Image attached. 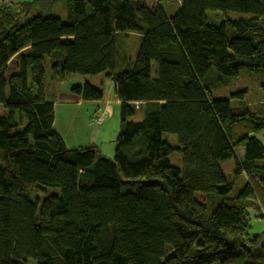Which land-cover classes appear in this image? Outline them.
<instances>
[{"label":"trees","instance_id":"obj_1","mask_svg":"<svg viewBox=\"0 0 264 264\" xmlns=\"http://www.w3.org/2000/svg\"><path fill=\"white\" fill-rule=\"evenodd\" d=\"M36 1L0 4V264H264L248 212L264 217V103L216 95L241 74L264 94V0H178L172 15L169 0H65L64 20L47 5L22 29ZM76 69L115 83L112 159L53 128L55 86ZM70 92L103 97L88 82ZM46 188L60 193L31 198Z\"/></svg>","mask_w":264,"mask_h":264},{"label":"rangeland","instance_id":"obj_2","mask_svg":"<svg viewBox=\"0 0 264 264\" xmlns=\"http://www.w3.org/2000/svg\"><path fill=\"white\" fill-rule=\"evenodd\" d=\"M29 2L32 0H11L8 1V3L5 5L8 8H14L19 2ZM34 8L31 10V12H29V14H23L20 16L19 18V23H20V27L22 29H25L28 24H29V19H30V14L37 9V11L41 10L42 7H45L47 5V7H45V11L42 12L43 15H52L55 17H59L61 19H65L66 16V10H65V0H56L54 1V3H50L48 1H43V0H39L36 1ZM177 5H180L178 0H169L165 1L161 4L162 8L164 9V11L167 13V15H172L176 10H177ZM211 14V13H208ZM213 15V14H211ZM217 16H219L220 19H229V20H238L240 18L243 19H247L249 18V16L247 15H240V14H236V13H216ZM141 37H139L137 34H133V33H129L127 34L126 37L123 38V42H124V46L126 48V50L128 51L130 57L132 59L135 58L139 43H140ZM5 65H9L10 66V62L8 61H1L0 62V70L3 69V67ZM70 79V78H69ZM85 82H88L91 86H93L94 88L100 90L103 93V97H102V102H109L107 103V105L114 107L115 109V114L113 117L110 116H106V119H104V124H102V128H103V133H102V140L104 142V148L107 147V150L104 151L105 156L107 154V151L109 150V152H114L115 149V141H116V137L119 131V124H120V106L119 104L116 105L115 104V83L111 80H109L108 78L105 77V74H98L95 76H87L86 78H82L80 76H77V79L75 80V83H71L69 80L64 81L61 84V88L62 89V98H64L67 94L71 95L73 98L78 99V96L71 93L70 92V88L73 86H79V85H83L85 84ZM241 90V97L243 98L242 100H244L245 102H247L249 104V106H253L255 107L256 110H258L260 108L261 105H263L264 103V94L261 92L260 88H259V82L253 78L252 76H248L246 74H241L240 77H238L237 79L233 80L231 82V85L229 86V88H226L224 90L219 91V93H216V95H222L227 97L229 93H235L236 91H240ZM100 101V102H101ZM88 103H91L88 104ZM85 105L87 106H93L95 107V105L92 104V102H84ZM103 104V103H101ZM104 105V104H103ZM75 107L74 109L78 111H85L84 115L82 114V116L85 119V123H84V127L82 126V123L78 122V119L81 117H79L77 114L75 113H71L70 117H67V113L68 111L62 107V106H58V108L56 109V111H54V116L56 117V129L60 128V124H66L67 122H69V126L70 128L73 130V132H78V130H80V133L83 135L88 134L89 132V128H92L90 125V121H93L98 115L94 116L92 118V113L94 112L93 110H90L89 108H85L84 110H82L83 108L81 107H85V106H81V107ZM104 114V113H103ZM92 118V119H91ZM131 121H139L141 120V114L138 112L136 113L133 117H131L130 119ZM93 124V123H92ZM94 127H97L96 125H94ZM55 129V128H54ZM257 137L262 141V143L264 142V132H261L257 135ZM164 139H166L170 144L172 145H177V141H176V137L174 135H169L166 134L164 135ZM83 138L78 141V140H74L73 143H67V148H83V144L82 143ZM264 144V143H263ZM66 145V144H65ZM237 156L238 158H242L243 157V150L242 148H239L237 151ZM110 154V153H109ZM114 154V153H113ZM113 155L109 157V159H112ZM106 158V157H105ZM169 161L171 163V165L176 166V167H180V162H181V158L179 154H173L169 157ZM223 172L225 173V175L227 177H232L233 176V170H234V161L230 160L227 161L225 163H223L221 165ZM233 180V178H232ZM241 180H245L244 176L241 178ZM241 180H235L234 181V188L235 190H238L241 186H242V182ZM246 181V180H245ZM236 191H233L230 195H234ZM60 191L58 189H52V188H46V191L43 193H38V195L36 193H30L31 198H42L43 196L49 194H59ZM203 195H201L200 193H196L195 198L198 201L202 200ZM249 225H250V229H249V234L250 236L259 234L264 232V217H260V215L252 210H249Z\"/></svg>","mask_w":264,"mask_h":264},{"label":"crops","instance_id":"obj_3","mask_svg":"<svg viewBox=\"0 0 264 264\" xmlns=\"http://www.w3.org/2000/svg\"><path fill=\"white\" fill-rule=\"evenodd\" d=\"M8 1H11V0H0V4L6 5L8 3ZM17 3H19V2H17ZM77 76H80L82 78H86L87 74L84 71H82L81 69H76L75 74L69 77L70 79L67 78V79L63 80L57 87L55 86V89L57 90V100H56L55 105H54V111H56L58 106H62L68 111L67 117H70L71 113L77 114L79 117H81V119L80 118L78 119V122L79 123L83 122L82 123L83 127H84L85 119L82 116V114L84 115L85 111H83V112L78 111L77 112V110H75L74 109L75 107H73V106H76V107L77 106L78 107L85 106V107H81V108H83L82 110H84L85 108H89L90 110H93L94 112L91 114L92 118L96 115L100 116L103 113L105 114V119H106V116L113 117L115 114V109H114V107L107 105V103H109V102H106V103L102 102V101L101 102H92V104L95 105V107H93V106L91 107V106L85 105L80 97H78V99H75L71 95L67 94L64 98H62V89H60L61 84L66 80H69L71 83H75ZM101 103H103L104 105ZM88 104L91 105V103H88ZM115 104L118 105V101L116 99V96H115ZM90 123H91L90 126L92 128H89L88 134L82 135L80 133V130H78V132L74 133L73 130L69 126V122H67L66 124H60V128L56 129V117L54 116L53 128H55L54 130L56 132H58L60 134V136L63 138L64 143L66 144L65 146H67V143H73L74 140L80 141L83 138V141H82V143H84L83 148L94 147L101 156L109 159V157L112 156L114 152H109V150H108L106 156L104 154L105 153L104 151L107 150V147L104 148V146H103L104 142L102 140V133H103L102 126L94 127V125L92 124V121H90ZM69 149H73V148H69Z\"/></svg>","mask_w":264,"mask_h":264},{"label":"built area","instance_id":"obj_4","mask_svg":"<svg viewBox=\"0 0 264 264\" xmlns=\"http://www.w3.org/2000/svg\"><path fill=\"white\" fill-rule=\"evenodd\" d=\"M105 114H101L100 116H97L93 121V125L100 126L104 122Z\"/></svg>","mask_w":264,"mask_h":264},{"label":"bare ground","instance_id":"obj_5","mask_svg":"<svg viewBox=\"0 0 264 264\" xmlns=\"http://www.w3.org/2000/svg\"><path fill=\"white\" fill-rule=\"evenodd\" d=\"M103 123H104V122H103ZM103 123H102V124H103ZM100 126H102V125H100ZM100 126H97V127H100Z\"/></svg>","mask_w":264,"mask_h":264}]
</instances>
